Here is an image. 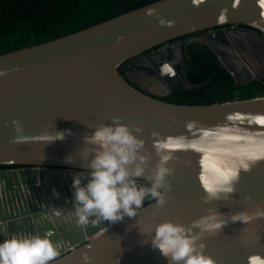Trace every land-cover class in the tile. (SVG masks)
Returning <instances> with one entry per match:
<instances>
[{
	"label": "water",
	"instance_id": "obj_1",
	"mask_svg": "<svg viewBox=\"0 0 264 264\" xmlns=\"http://www.w3.org/2000/svg\"><path fill=\"white\" fill-rule=\"evenodd\" d=\"M241 24L256 28L251 31L264 42V0H155L0 54V71L5 73L0 77V165L23 166L0 169V240L51 231L59 247L52 264H85V254L88 264H168L150 240L143 242L155 224L171 219L191 227L200 216L217 211L229 222L204 237L205 254L217 264H264V217L246 224L230 220L235 213L251 214L264 205V96L172 103L133 84L125 73L144 60L147 66L141 69L170 91L196 87L174 62L176 47L182 54L190 38L175 39L206 30L201 38L237 83L264 81L233 43L234 35L248 30ZM157 45L159 49L143 54ZM117 116L134 132L135 126L141 128L136 134L146 141L149 172L162 154L171 155L169 200L160 208L148 202L135 217L79 227L73 219L71 185L73 175L83 171L82 162L77 158L69 164L64 158L81 146L93 126L111 124ZM14 119L23 125V133L15 132ZM64 130H71L64 140L43 139L46 133ZM158 143L168 147L157 152ZM253 159L257 163L240 171L229 199H206L205 185L218 182L241 160ZM56 209L62 214L55 215Z\"/></svg>",
	"mask_w": 264,
	"mask_h": 264
},
{
	"label": "clouds",
	"instance_id": "obj_2",
	"mask_svg": "<svg viewBox=\"0 0 264 264\" xmlns=\"http://www.w3.org/2000/svg\"><path fill=\"white\" fill-rule=\"evenodd\" d=\"M154 10H149L150 14ZM160 24H165L161 18ZM5 73L0 71V77ZM17 134L24 131L17 119L12 121ZM90 135L82 137L81 146L66 155L65 163H74L77 158L82 162L83 171L73 175V219L79 227L96 225L105 220L118 222L127 217H135L144 207L146 199L154 201L157 208L163 207L169 200L166 195L172 189L169 176L174 169L169 166L170 154H162L155 169L149 172L147 165L149 155L146 141L136 133L141 131L135 126V132L127 124L120 122V117H113L111 124L100 123L92 127ZM71 130L46 133V142L64 140ZM159 136L157 130L151 133ZM157 152L166 149L168 144H154ZM257 160H241L226 170L221 179L213 185H205L206 199H229L235 191V182L239 180L240 171H249ZM147 173V175H145ZM143 178L144 183L139 181ZM54 195L60 193L53 190ZM61 215L60 209L54 210ZM264 217V205H257L256 211L249 214L240 211L231 216L230 220L243 224L253 219ZM229 222L224 215L210 211L192 221L191 227L171 219L157 222L147 238L168 264H217L215 259L205 254L204 237L222 231ZM199 229L194 232L193 229ZM139 231L144 234L139 225ZM59 255V247L52 239V232L44 234L13 235L0 240V264H52ZM89 256L83 260L88 264Z\"/></svg>",
	"mask_w": 264,
	"mask_h": 264
},
{
	"label": "trees",
	"instance_id": "obj_3",
	"mask_svg": "<svg viewBox=\"0 0 264 264\" xmlns=\"http://www.w3.org/2000/svg\"><path fill=\"white\" fill-rule=\"evenodd\" d=\"M152 1L155 0H0V54L70 34ZM205 31L175 39L190 38L180 58V67L189 83L197 86L169 90L163 95L148 92L179 104L221 103L264 96V81L256 78L246 83L235 81L201 38ZM148 202L151 201L144 204Z\"/></svg>",
	"mask_w": 264,
	"mask_h": 264
},
{
	"label": "flooded vegetation",
	"instance_id": "obj_4",
	"mask_svg": "<svg viewBox=\"0 0 264 264\" xmlns=\"http://www.w3.org/2000/svg\"><path fill=\"white\" fill-rule=\"evenodd\" d=\"M238 27L248 29V30L242 32L240 36L234 35L233 36V43L238 48L241 55L247 60V63L249 64V66L252 67L254 70H256L261 76L264 77V42H263V40L258 35H256V33L251 31L252 28L241 26V25H239ZM158 47L151 50L150 52L155 51L156 49H159ZM178 47H176V50H175V53L176 54L178 53V54H177L174 62L176 63V65L181 66L180 58H181L183 53L179 54V52H177ZM138 66L141 68V67L147 66V64L144 60H142L140 62V64H138ZM135 68H136L135 65H131L125 70L127 78L133 84H136V83L134 81H132V79L129 77V74L132 72V70H135ZM21 167H23V166H21V165H8V166H4V167L1 166L0 169H16V168H21ZM147 200L148 199H146L145 202Z\"/></svg>",
	"mask_w": 264,
	"mask_h": 264
},
{
	"label": "rangeland",
	"instance_id": "obj_5",
	"mask_svg": "<svg viewBox=\"0 0 264 264\" xmlns=\"http://www.w3.org/2000/svg\"><path fill=\"white\" fill-rule=\"evenodd\" d=\"M129 77L139 86L155 94L163 95L169 91V87L165 82L153 74H147L139 66L132 70Z\"/></svg>",
	"mask_w": 264,
	"mask_h": 264
}]
</instances>
